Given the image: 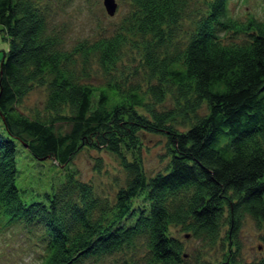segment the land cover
<instances>
[{
    "label": "trees",
    "instance_id": "trees-1",
    "mask_svg": "<svg viewBox=\"0 0 264 264\" xmlns=\"http://www.w3.org/2000/svg\"><path fill=\"white\" fill-rule=\"evenodd\" d=\"M131 2L125 33L68 47L43 0H0V215L41 228L42 264H96L135 250L122 264H187L172 226L207 245L226 239L206 264H250L237 232L245 214L264 230V19L205 0L173 45L186 0ZM126 42L139 49L143 84L125 74L102 85L85 78L92 57L115 65ZM34 83L45 87L43 109L24 113L18 104ZM142 132L165 136L167 161L151 174ZM87 145L119 158L125 178L113 201L78 176L72 158ZM19 148L53 166L39 197L16 182Z\"/></svg>",
    "mask_w": 264,
    "mask_h": 264
},
{
    "label": "rangeland",
    "instance_id": "rangeland-1",
    "mask_svg": "<svg viewBox=\"0 0 264 264\" xmlns=\"http://www.w3.org/2000/svg\"><path fill=\"white\" fill-rule=\"evenodd\" d=\"M116 7L112 14L106 12L102 0H43L49 10L50 21L60 30L66 46H72L81 39L92 40L101 35H110L127 27L133 4L131 0H115ZM186 15L179 25L174 27L173 45L184 41L193 24V19L204 8L205 0H186ZM228 12L239 19L253 15L256 19H264V0H227ZM129 42V41H128ZM125 45L121 57L115 65L101 67L95 57L90 59L85 78L93 84L102 85L114 75L121 78L125 74L132 80L144 82L143 68L138 65L134 56L139 49ZM7 47V39L0 28V61L3 50ZM172 47L169 48V50ZM137 68V69H134ZM143 84V83H142ZM45 87L34 83L18 104L24 113H32L35 109H43ZM171 97L164 104L169 105ZM185 118L177 115L176 125ZM185 122V121H184ZM65 128V126H62ZM141 158L142 167L146 174L162 169L167 161L165 136L158 132H142ZM73 165L78 170V176L90 183L93 192L114 200V194L119 185L124 183L125 171L118 156L106 148L82 146L72 158ZM18 173L17 184L22 188L25 197L40 196L41 186L45 184L53 171L49 160H37L27 151L19 148L16 154ZM40 190V191H39ZM39 191V192H38ZM171 230L179 237L185 246V261L187 264H206L216 262L222 255L226 245L225 238L219 239L212 245H207L201 238L186 234L185 231L172 226ZM224 231H221L223 235ZM264 230L250 215L245 214L237 232L240 245V256L250 264H264ZM41 228L33 225L31 229L20 222H5L0 215V264H42L43 251L38 241ZM224 236V235H223ZM138 251H119L105 255L96 264H122L128 262L130 255H138Z\"/></svg>",
    "mask_w": 264,
    "mask_h": 264
},
{
    "label": "water",
    "instance_id": "water-1",
    "mask_svg": "<svg viewBox=\"0 0 264 264\" xmlns=\"http://www.w3.org/2000/svg\"><path fill=\"white\" fill-rule=\"evenodd\" d=\"M102 3L107 13L112 14L114 12L116 7L115 0H102Z\"/></svg>",
    "mask_w": 264,
    "mask_h": 264
}]
</instances>
